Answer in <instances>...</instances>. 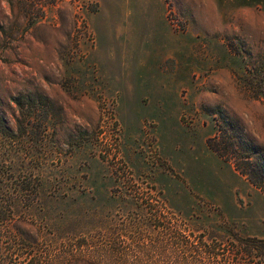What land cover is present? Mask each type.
Wrapping results in <instances>:
<instances>
[{
	"label": "rangeland",
	"instance_id": "374dc122",
	"mask_svg": "<svg viewBox=\"0 0 264 264\" xmlns=\"http://www.w3.org/2000/svg\"><path fill=\"white\" fill-rule=\"evenodd\" d=\"M219 127L264 166V0H0V264H264Z\"/></svg>",
	"mask_w": 264,
	"mask_h": 264
},
{
	"label": "trees",
	"instance_id": "16d2710c",
	"mask_svg": "<svg viewBox=\"0 0 264 264\" xmlns=\"http://www.w3.org/2000/svg\"><path fill=\"white\" fill-rule=\"evenodd\" d=\"M222 132L224 131L219 127L217 132L208 138V147L223 159L231 161L235 170L245 175L254 185L264 187V166L259 163L255 154L246 150L235 140L226 141ZM1 203L0 200V228L11 221V217H8L9 214L5 212L7 207L5 208ZM256 241L259 242V245L252 246V244L251 247L258 248L261 253L264 252V239H257Z\"/></svg>",
	"mask_w": 264,
	"mask_h": 264
}]
</instances>
